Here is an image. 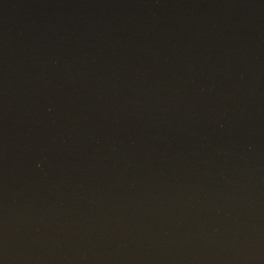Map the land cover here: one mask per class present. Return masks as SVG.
Returning <instances> with one entry per match:
<instances>
[{
	"label": "water",
	"instance_id": "95a60500",
	"mask_svg": "<svg viewBox=\"0 0 264 264\" xmlns=\"http://www.w3.org/2000/svg\"><path fill=\"white\" fill-rule=\"evenodd\" d=\"M0 264H264V0H0Z\"/></svg>",
	"mask_w": 264,
	"mask_h": 264
}]
</instances>
